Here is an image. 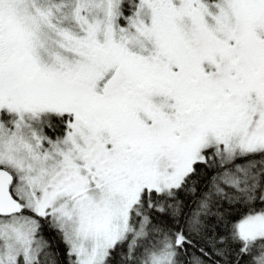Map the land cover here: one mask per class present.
<instances>
[{
    "label": "snow or ice",
    "instance_id": "snow-or-ice-1",
    "mask_svg": "<svg viewBox=\"0 0 264 264\" xmlns=\"http://www.w3.org/2000/svg\"><path fill=\"white\" fill-rule=\"evenodd\" d=\"M0 264H264V0H0Z\"/></svg>",
    "mask_w": 264,
    "mask_h": 264
}]
</instances>
